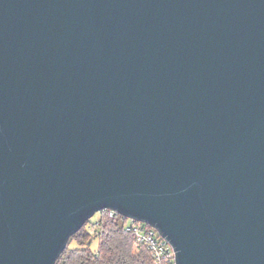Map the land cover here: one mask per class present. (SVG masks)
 <instances>
[{"label":"water","instance_id":"1","mask_svg":"<svg viewBox=\"0 0 264 264\" xmlns=\"http://www.w3.org/2000/svg\"><path fill=\"white\" fill-rule=\"evenodd\" d=\"M103 210L264 264V0H0V264Z\"/></svg>","mask_w":264,"mask_h":264},{"label":"trees","instance_id":"2","mask_svg":"<svg viewBox=\"0 0 264 264\" xmlns=\"http://www.w3.org/2000/svg\"><path fill=\"white\" fill-rule=\"evenodd\" d=\"M126 222L124 217L101 212L97 226L89 220L69 238L55 264H153L149 253L124 232ZM95 238L98 246L92 250Z\"/></svg>","mask_w":264,"mask_h":264},{"label":"built area","instance_id":"3","mask_svg":"<svg viewBox=\"0 0 264 264\" xmlns=\"http://www.w3.org/2000/svg\"><path fill=\"white\" fill-rule=\"evenodd\" d=\"M101 212H107L109 217L118 215L110 210ZM101 212L97 213L98 219L96 222H92L95 226L98 225ZM123 229L125 233L130 234L134 238L138 246L149 253L153 264H174V252L171 246L154 228L143 222L127 219Z\"/></svg>","mask_w":264,"mask_h":264},{"label":"rangeland","instance_id":"4","mask_svg":"<svg viewBox=\"0 0 264 264\" xmlns=\"http://www.w3.org/2000/svg\"><path fill=\"white\" fill-rule=\"evenodd\" d=\"M97 219H98V214H95L90 220L92 222H96ZM97 246H98V240H97V238H95V239H93V241L91 243V249L96 250ZM71 247H75V245L72 244Z\"/></svg>","mask_w":264,"mask_h":264}]
</instances>
